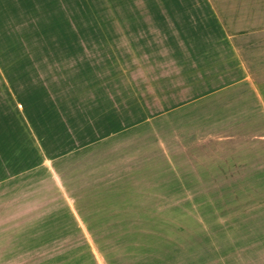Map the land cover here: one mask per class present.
<instances>
[{
    "label": "rangeland",
    "instance_id": "374dc122",
    "mask_svg": "<svg viewBox=\"0 0 264 264\" xmlns=\"http://www.w3.org/2000/svg\"><path fill=\"white\" fill-rule=\"evenodd\" d=\"M157 1L0 0V121L55 116L19 264H264L263 47L203 72Z\"/></svg>",
    "mask_w": 264,
    "mask_h": 264
},
{
    "label": "crops",
    "instance_id": "0c3cea01",
    "mask_svg": "<svg viewBox=\"0 0 264 264\" xmlns=\"http://www.w3.org/2000/svg\"><path fill=\"white\" fill-rule=\"evenodd\" d=\"M155 5L179 9L176 33L180 35V38L197 40V59L200 58V61L208 65L206 61L209 58L211 64L203 69V72L213 70L219 64L224 66L222 69L226 72L233 71V65L228 66L227 52H231L232 57L239 56L240 48H246L250 41H258V46L263 47L264 50V0H160ZM213 56L218 57L216 60L220 61L212 59ZM38 114L35 121L25 115H19L17 122L20 123L17 128L22 129V135L17 134L18 137L14 133H20V131H15L16 129L9 121H0V264L26 262L19 256L24 243L20 241L19 233L26 232L28 216L25 211L19 210L20 199L23 197L14 182L21 174L20 170L32 168L37 164L27 165L33 160L32 158L25 166H12V163L14 162L13 153L27 151L21 147L22 138L27 133L30 141L34 142V147L30 150L37 152L41 150L35 144L33 136L38 138L39 145L42 146L45 139L43 130L46 135L51 134L55 116L51 112ZM25 141L29 142L28 139ZM17 144L20 145L19 148ZM43 150L45 152V149ZM15 155L22 163L19 156ZM45 155L46 161L50 164L57 158ZM43 161L44 159L40 164L46 162ZM12 192H14V199L18 200L17 204L11 202ZM10 233L15 235L13 239Z\"/></svg>",
    "mask_w": 264,
    "mask_h": 264
}]
</instances>
